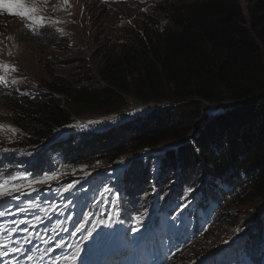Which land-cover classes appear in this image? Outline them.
<instances>
[{
  "label": "trees",
  "instance_id": "trees-1",
  "mask_svg": "<svg viewBox=\"0 0 264 264\" xmlns=\"http://www.w3.org/2000/svg\"><path fill=\"white\" fill-rule=\"evenodd\" d=\"M160 8L165 22H152L144 32L106 51L97 63L99 86L82 85L88 78L75 84L54 76L43 84L49 96L39 92L30 99L3 97L12 126L23 138L19 145L46 142L75 117L110 114L127 106L128 99L152 103L158 108L146 118L128 117L116 127L79 133L69 142L80 149L78 158L67 156L61 165L79 171L177 144L165 156L166 187L176 184L172 175L177 170L191 176L209 168L229 183L241 173L247 183L232 206L262 202L264 207V0H171ZM38 39L47 45L51 34ZM226 104L239 109L226 110L197 132L206 106ZM67 135L56 142L64 143ZM142 164L126 172L123 193L130 198L129 206L139 198L140 173L152 176L158 167L145 161L134 166ZM257 235V228L246 235L247 247L259 244Z\"/></svg>",
  "mask_w": 264,
  "mask_h": 264
},
{
  "label": "rangeland",
  "instance_id": "rangeland-1",
  "mask_svg": "<svg viewBox=\"0 0 264 264\" xmlns=\"http://www.w3.org/2000/svg\"><path fill=\"white\" fill-rule=\"evenodd\" d=\"M69 4L70 6L64 9L62 0H40L39 6L43 9L42 14L46 18V27L48 28V32L52 34V39H54V42L46 48H43L42 44H37L35 41L20 38V33H24L26 29L24 22L16 18L0 15V65L10 62L16 64L18 67L17 71H10L11 74L10 72H4L0 68L1 83L26 91H30L29 88H40L45 96H49V91L43 84L52 82L54 76L61 77L75 84H79L80 81L88 78L82 82V85L91 83L92 85L99 86L101 81L98 75L97 63L107 55L106 51L112 45L119 47L123 41L130 39L132 35L136 33L140 34L142 30L144 32L146 30L144 28L151 25L152 22L159 21L163 23L166 21V14L163 13L155 0H69ZM57 20L60 21L59 24L54 23ZM25 72L31 77H27ZM29 80H33L34 83ZM3 89L0 85V95ZM13 90L15 89L9 92ZM30 96V93L26 95V97ZM153 108L158 107H154L152 103L144 105L133 99H128L127 106L117 107L110 114L100 112L85 115L84 117H75L70 125L63 128L54 137H60L68 133H70L68 135L70 136L75 134L77 130L89 131L98 129L100 131L113 126L116 121L120 122L131 118H146L150 112L154 111L152 110ZM234 108L236 106L228 104L221 107L222 110H227V112L230 109L234 111L239 109ZM208 109L209 106H206L204 110L206 111L205 116L201 117V121L199 122L200 127L196 129L197 132H200L203 125L217 119L222 114ZM116 117H124L125 119L118 120L119 118L116 119ZM90 121L97 123H90ZM11 123L9 110L0 101V125L13 128ZM78 123L85 124V126L79 129ZM0 134H4L3 137H0L1 150L5 148L31 149L28 155H34L35 158L43 160L41 169L47 172V175L53 174L56 171L61 172L60 167L56 163L53 164L51 162L53 153L48 149L42 148L40 146L41 143L31 147H22L19 145L22 136L17 129L15 133L0 131ZM175 145L177 144H167L154 150L149 149L140 152L148 151L156 153L161 149L165 150L160 158V168L165 173L167 169L165 156L171 150L173 151L179 147V145L174 147ZM9 152L18 153L11 149H9ZM140 152H137L138 155H140ZM130 158L133 157L129 155L128 158L121 163H117V165L128 162ZM158 161L159 157L156 160H146L145 164L157 163ZM83 169L84 171L74 170L69 174L61 175L59 181H54L49 186L55 185L63 190L69 185L88 190L91 187L94 189L102 187L103 192L110 195L111 191L112 196L117 193L119 185L125 181L127 176L125 169H117L111 164L95 165ZM85 172L90 173V175L85 176ZM227 172H230L231 175L234 173L233 170H227ZM157 173L160 172L156 170V175ZM246 176L238 173V176L233 177L231 183L221 190H229L231 186L235 189L237 187L236 184H242L247 181ZM148 178H152V176H148ZM156 183H152L147 188L139 190L143 198L134 203L146 202L147 204L154 200V190L161 191ZM196 186V183H192L179 190L177 197L172 200V203L177 205L176 213H181L188 207L192 208L195 203L200 201V187ZM118 191H121L123 194L124 189L119 188ZM91 192L95 193V191ZM148 193L151 194L146 197L145 195ZM195 194H197L198 200L193 203L191 197ZM228 195L229 193H218L213 197V202ZM98 199H101L100 196H98ZM237 199V196L233 197L229 206L228 203L226 204L225 208L228 206L229 209L221 210L217 202L212 205L214 211L212 217L215 219V224L211 229L207 230L211 234L206 235L208 233L206 232L203 237L198 238L191 245L187 246L188 248L192 246L193 250L196 251L190 253V262L199 260L206 254L216 251L231 254L243 250L236 247V244L254 228H257L259 231L258 239L262 243L260 249H264V210H260L262 202L233 207L232 205H234ZM136 206L142 208L145 205L139 204ZM210 208L208 209L210 210ZM220 210L221 212H219ZM186 251L187 248L182 250L180 257L175 260L174 264L185 262L183 253Z\"/></svg>",
  "mask_w": 264,
  "mask_h": 264
},
{
  "label": "snow or ice",
  "instance_id": "snow-or-ice-1",
  "mask_svg": "<svg viewBox=\"0 0 264 264\" xmlns=\"http://www.w3.org/2000/svg\"><path fill=\"white\" fill-rule=\"evenodd\" d=\"M40 0H12V2H8V0H0V11L3 13H6L10 16L18 17L23 21H27V27L35 32L39 29H45L46 28V18L42 14L43 9L39 6ZM62 5L64 9H67L70 4L69 0H62ZM54 23L59 24L60 21H54ZM0 68L4 72H10V71H16L14 67H11L9 65H0ZM15 83V81H13ZM22 95H27V93H22ZM90 123H97L95 121H90ZM0 131H6L9 133H15L16 129L11 127H5L0 125ZM4 152H8L9 149L5 148L3 149ZM81 171H84L82 168ZM65 173H61L60 175H64ZM60 175L57 174H50L45 175L41 179H32L29 180L26 184H12L9 181L5 180L2 183H0V202H2L5 198H15L14 194L16 193H22L27 190L36 191L37 185H50L54 181H59ZM90 175V173L85 172V176ZM74 185H69L64 189L65 192L70 191L72 188H74ZM4 213L0 212V216H3ZM99 223L104 224V221H99ZM108 227H111L110 224L106 225ZM93 230H95L96 226L93 225ZM139 229H137L138 231ZM86 231V227L84 224H80L77 228V232L83 235V233ZM88 237L93 236V232L89 231L87 233ZM59 248L64 247V245H58ZM80 255V250L77 248V251L72 256H64L62 259L65 260L66 264H77V259ZM31 260L32 257H29ZM59 259H56L55 264H59Z\"/></svg>",
  "mask_w": 264,
  "mask_h": 264
},
{
  "label": "bare ground",
  "instance_id": "bare-ground-1",
  "mask_svg": "<svg viewBox=\"0 0 264 264\" xmlns=\"http://www.w3.org/2000/svg\"><path fill=\"white\" fill-rule=\"evenodd\" d=\"M35 42L37 43V44H42V47L43 48H46V47H49V45H50V43L52 42H54V39H52V36H51V39H50V42H48L47 43V45H45V43H43V42H41L40 40H35ZM14 68L17 70V65L15 64V66H14ZM13 92H14V90L12 91V92H9L7 95H5L4 97H8V98H11L12 97V94H13ZM56 97H57V95H56ZM0 101L3 103L4 102V100H3V97L2 98H0ZM5 103H3V105H4ZM83 123H85V122H83ZM78 126H82V127H84L85 125H83V124H80V123H78ZM92 126V125H91ZM109 127H111V126H109ZM109 127H107V128H109ZM74 132V131H73ZM47 169H49V167H47ZM44 173H45V171H44ZM46 174V173H45ZM99 195L100 196H102L103 195V193H99ZM84 198H98V196H84ZM53 200H60V197H53L52 198ZM191 199H192V201L194 202V201H196L197 199H198V197H197V194H195V195H193L192 197H191ZM86 202H87V200H85ZM54 202H58V201H54ZM207 202H208V200H207ZM4 213V215L1 217L2 219H0V223L1 224H5V221H6V218H7V216H9V214L7 213V212H3ZM211 223V222H213V220H211V221H208L207 223ZM206 223V224H207ZM215 223H213L209 228H207V230L208 229H210L213 225H214ZM36 225H39V223H36ZM207 226L206 225H204V227L203 228H206ZM198 231H200V230H196L194 233H190V237H185V239H186V242H187V244H189V243H191L192 241H194L193 239H196V235L194 236V234L196 233V232H198ZM182 235H179V236H175V240L176 239H181L180 237H181ZM204 235H202V236H200V237H203ZM199 237V238H200ZM184 239V238H183ZM246 236H244V237H242L238 242H237V244H236V246L237 247H239V248H242V247H247V244L245 243L246 242ZM116 246H119L118 245V242L116 241ZM191 248H188V247H185V248H187V251L186 252H184L183 253V258H184V260H185V263H189L190 261H191V256H190V253L193 251V252H196V251H194L193 250V247L192 246H190ZM148 249H151V248H148ZM147 249V250H148ZM163 252H161L160 253V258H159V261L157 262V259L154 261L153 260V258H154V254L153 255H149V257H148V261H149V263L148 264H160V263H163L165 260H167V257H165L166 259H163V254H162ZM211 255V253H208V254H206L205 256H203L202 258H200V259H204V258H206L207 256H210ZM218 256V255H217ZM180 257V254L179 255H176L175 257H174V261L175 260H177L178 258ZM103 261H101L99 264H105V263H102ZM111 263H112V261H110ZM111 263H109V264H111ZM139 264V263H138ZM171 264H174V263H171ZM259 264H261V263H259Z\"/></svg>",
  "mask_w": 264,
  "mask_h": 264
},
{
  "label": "clouds",
  "instance_id": "clouds-1",
  "mask_svg": "<svg viewBox=\"0 0 264 264\" xmlns=\"http://www.w3.org/2000/svg\"><path fill=\"white\" fill-rule=\"evenodd\" d=\"M103 1H125V0H103ZM170 1L171 0H155V2L157 3V4H159V6H161V4H163V3H170ZM161 9V8H160ZM0 15L1 16H3V17H9V18H16V19H18V20H20V21H22V22H24L25 23V27H26V29L24 30V33H20V38L21 39H23V40H32V41H35V40H39L38 38L39 37H41V36H43L44 34H51V33H49L48 32V28L46 27L45 28V32H44V34H42V35H40L39 37H35L34 36V34L31 32V30H29L28 29V27H27V21H23V20H21L20 18H18V17H14V16H10V15H8V14H6V13H1L0 12ZM28 35L30 36V37H32V38H28ZM51 36H52V34H51ZM41 42H43V40H40ZM52 44V43H51ZM50 44V45H51ZM49 45V46H50ZM11 60V59H10ZM5 65H9V66H11V67H14L15 66V64L14 63H10V62H5ZM17 71V70H16ZM25 74L27 75V77H31V76H29L28 74H27V72H25ZM30 82H33L34 83V81L33 80H29ZM36 90V91H34L32 94H31V96L30 97H26V95H22V94H19V95H16V96H14V97H18V98H22V99H30V98H35V96H36V94H38L39 92H42L41 90H40V88H29V90ZM22 91V90H21ZM5 95H7V94H4V93H2L1 95H0V98H2V97H4ZM215 106V105H214ZM209 107H211V106H209ZM219 109H221V106H220V108ZM222 110V109H221ZM223 112L222 113H224L225 111L224 110H222ZM12 125H13V123H11ZM22 140H23V138H22ZM205 169L206 168H203V169H201L200 171H197L198 172V174H197V172L195 171V174L196 175H194L195 177H200V178H202V180H204L203 178H205ZM201 172V173H200ZM216 174H218V176H216V178L214 177V181H216V180H218L219 178V173H216ZM187 177H188V179H192V175L190 176V175H188L187 174ZM200 189V191H201V194H203L204 193V191H203V189L202 188H199ZM237 196V198L239 197L237 194L235 195V196H232V198L233 197H236ZM232 198H231V200L230 201H228V206H229V204L231 203V201H232ZM263 206H261L260 207V210L261 211H263ZM208 233H206V235H209L210 234V231H207Z\"/></svg>",
  "mask_w": 264,
  "mask_h": 264
},
{
  "label": "water",
  "instance_id": "water-1",
  "mask_svg": "<svg viewBox=\"0 0 264 264\" xmlns=\"http://www.w3.org/2000/svg\"><path fill=\"white\" fill-rule=\"evenodd\" d=\"M220 108V105H215V106H211V107H209V109L208 110H212L213 112H215L217 109H219ZM205 113H206V111H204V114H203V116H205ZM92 125V124H91ZM61 131V130H60ZM59 132V131H58ZM55 135H53L48 141H50V140H52V139H54L55 137H54ZM42 143V142H41ZM72 154H70L69 156H71ZM213 174H214V172H212ZM220 174H222V173H220ZM223 175V174H222ZM224 176V175H223ZM163 259H166L165 257H163Z\"/></svg>",
  "mask_w": 264,
  "mask_h": 264
}]
</instances>
